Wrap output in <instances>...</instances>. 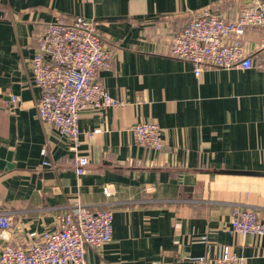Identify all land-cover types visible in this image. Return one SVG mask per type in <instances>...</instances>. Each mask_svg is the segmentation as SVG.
I'll return each mask as SVG.
<instances>
[{
	"label": "crops",
	"instance_id": "1",
	"mask_svg": "<svg viewBox=\"0 0 264 264\" xmlns=\"http://www.w3.org/2000/svg\"><path fill=\"white\" fill-rule=\"evenodd\" d=\"M255 1L0 0V151L11 154L0 168V211L12 214L10 243L26 247L29 233L55 229L57 215L79 202L113 213L112 241L89 250V264H197L222 247L264 264V236L234 233L231 223L239 206L264 221V73L207 69L198 77L171 57L197 12L234 19ZM76 17L93 19L112 50L98 82L123 106L82 111L73 152L38 119L42 91L29 62L49 23ZM261 38L250 29L243 43L252 51ZM139 121L160 126L162 150L135 142ZM46 144L53 169L43 164ZM76 155L90 161L82 175Z\"/></svg>",
	"mask_w": 264,
	"mask_h": 264
},
{
	"label": "built area",
	"instance_id": "2",
	"mask_svg": "<svg viewBox=\"0 0 264 264\" xmlns=\"http://www.w3.org/2000/svg\"><path fill=\"white\" fill-rule=\"evenodd\" d=\"M262 33L260 43L248 51L243 39L248 30ZM171 57L188 62L200 77L207 69H257L264 73V0L243 7L234 19L214 14L209 8L197 12L174 38ZM112 50L101 39L93 19L62 18L49 23L39 37V45L29 62L33 83L42 95L36 102L39 121L57 130L72 144L79 145V118L82 111L122 107L98 78L112 64ZM15 99H12L14 102ZM103 130L97 129L94 134ZM135 142L160 151L164 148L163 131L154 121H139L132 127ZM45 166L55 168L52 151H41ZM90 161L76 155L78 175L87 171ZM107 195H110L107 192ZM56 228L41 234L31 232L26 247L13 246L12 214L0 211V264H89L88 251L99 250L112 241L113 213L93 211L77 202L56 217ZM232 231L252 237L264 236V221L251 207H235ZM197 264H247L246 259L222 247L213 258L195 259Z\"/></svg>",
	"mask_w": 264,
	"mask_h": 264
},
{
	"label": "water",
	"instance_id": "3",
	"mask_svg": "<svg viewBox=\"0 0 264 264\" xmlns=\"http://www.w3.org/2000/svg\"><path fill=\"white\" fill-rule=\"evenodd\" d=\"M4 153H5V149H1V151H0V168L3 167V164H4L5 160L11 161V154L9 153L8 156L6 157L4 155ZM8 167L9 168H13V165H9ZM37 178H38L37 175H35L34 176V180L36 181ZM37 182H38V185H40V182L39 181H37Z\"/></svg>",
	"mask_w": 264,
	"mask_h": 264
}]
</instances>
